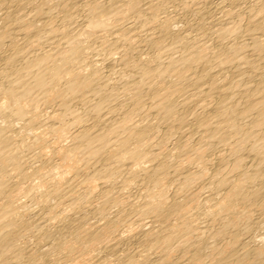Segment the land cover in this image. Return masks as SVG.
<instances>
[{"label":"bare ground","instance_id":"1","mask_svg":"<svg viewBox=\"0 0 264 264\" xmlns=\"http://www.w3.org/2000/svg\"><path fill=\"white\" fill-rule=\"evenodd\" d=\"M0 264H264V0H0Z\"/></svg>","mask_w":264,"mask_h":264}]
</instances>
